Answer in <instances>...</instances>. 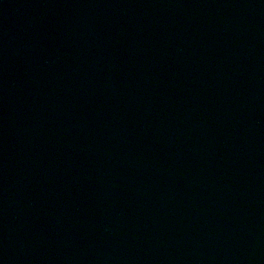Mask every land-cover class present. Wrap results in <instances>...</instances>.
<instances>
[{"label": "water", "instance_id": "95a60500", "mask_svg": "<svg viewBox=\"0 0 264 264\" xmlns=\"http://www.w3.org/2000/svg\"><path fill=\"white\" fill-rule=\"evenodd\" d=\"M0 264H264V0H0Z\"/></svg>", "mask_w": 264, "mask_h": 264}]
</instances>
